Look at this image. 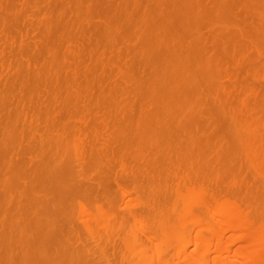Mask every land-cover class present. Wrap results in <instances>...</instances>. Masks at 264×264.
I'll return each instance as SVG.
<instances>
[{
	"label": "rangeland",
	"instance_id": "rangeland-1",
	"mask_svg": "<svg viewBox=\"0 0 264 264\" xmlns=\"http://www.w3.org/2000/svg\"><path fill=\"white\" fill-rule=\"evenodd\" d=\"M227 198L264 223V0H0V264H184L210 228L228 263Z\"/></svg>",
	"mask_w": 264,
	"mask_h": 264
},
{
	"label": "bare ground",
	"instance_id": "bare-ground-1",
	"mask_svg": "<svg viewBox=\"0 0 264 264\" xmlns=\"http://www.w3.org/2000/svg\"><path fill=\"white\" fill-rule=\"evenodd\" d=\"M247 140L249 142L251 141L249 139H247ZM249 149H251V148H249ZM249 155H251V154H249ZM249 158H252V157L249 156ZM192 184H193L192 187H194L195 184L194 183H192ZM198 185H200V184H198ZM192 187H185L186 188L185 193H186L187 188L190 189ZM196 189H197V187H196ZM187 191H188L187 194H189V192L190 193L194 192V191H192V189L190 191L189 190H187ZM209 192H211V191H207V193H209ZM194 193L195 194L197 193L198 198H196L197 195H195V194H189V195L196 198L198 200L197 202H200L199 200L200 199L202 200V198H203V197H201L202 189L198 188V190H196ZM207 195H211V194H207ZM190 196L187 195L188 200L189 199L191 200ZM193 199H192V201H194ZM190 200H189V202H190ZM233 201L234 200H232V201L228 200V198L223 202L219 201L221 203L218 202V204H217L218 208L217 209L221 210L222 220H223V221H221L222 228H225V230H230V229L234 230L237 233V236L239 237V238L237 237L238 238L237 240H239L238 245H237L236 249L234 250V255L237 259L234 261H229L228 263H221V259L219 261L217 260L218 257L220 258L222 256L227 255L228 251H230V250L226 247V245H223L222 242L219 241V239L221 238L220 236H222L223 231L221 232L220 231L221 229L220 230H212L210 228V231H212L211 234L213 236H215V238H214L215 243L211 242L212 239L210 237L204 236L200 233V231H198L196 234L197 236H196L195 241H194V245H195L194 253L195 254L194 255H186L184 258V261H183L184 264H202L204 254L207 253L206 251L208 248H209V252H211L213 254L211 261H210V264H237V263H240V264H264V226L262 225L264 223L259 224V222L257 223V222H252L251 220H249L242 213V211L239 209L238 205ZM97 202L98 201H96V203H95V206L97 207L96 209L102 208L104 202H100V203H97ZM195 202H196V200L194 201V203ZM191 203H193V202H191ZM191 203L189 204V206L194 204V203L193 204H191ZM158 214L156 216H159ZM161 214H164V211ZM163 216L165 217V215H163ZM163 216H162V218H163ZM145 217L147 218L148 216L146 215ZM154 218H155V216H154ZM162 218L160 217V219L158 221L162 220ZM171 218H169L170 221H172ZM194 218H195V223L198 226H200L202 219L199 218V216H197V215L194 216ZM166 219H167V221H166ZM169 219L166 216L165 220L160 221L162 226L159 225V227H161V229H162L164 226V230H163L164 237L163 238L166 240L168 237L171 236L174 238H179L181 241L186 240L187 233H186L185 229H182L183 231L182 230L178 231V233H176L177 230L174 232L170 231V229H172V228H175V229L178 228L179 224H177V223H176L177 225H173V223L170 224ZM155 220H157V219H155ZM178 220H181V218H178ZM182 220H185V218ZM173 221L177 222L176 219ZM184 222H186V220ZM155 223H158V222H155ZM157 225L155 224V227ZM153 227H154V225H153ZM180 227H179V229H181ZM149 231H151V229ZM158 231H160V230H158ZM148 233L150 234V232H148ZM171 233H174V234H171ZM151 235L153 236V234L151 233L149 235L150 236L149 238H152ZM163 235H161V236H163ZM158 237H160V235ZM233 238H234V236H233ZM234 239H236V238H234ZM42 255H44V254L42 253ZM46 258L47 257H45V259ZM46 261L48 262V260H46ZM164 261H165V259H164ZM49 264H51V263L49 262Z\"/></svg>",
	"mask_w": 264,
	"mask_h": 264
}]
</instances>
